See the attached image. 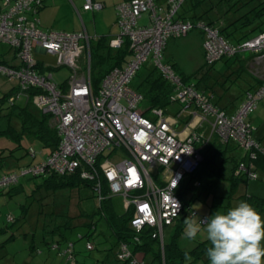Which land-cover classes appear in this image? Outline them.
Returning a JSON list of instances; mask_svg holds the SVG:
<instances>
[{
	"label": "built area",
	"instance_id": "2783aa9c",
	"mask_svg": "<svg viewBox=\"0 0 264 264\" xmlns=\"http://www.w3.org/2000/svg\"><path fill=\"white\" fill-rule=\"evenodd\" d=\"M184 1L167 0L159 5L155 0H125L116 7L118 30L108 45L117 50L127 40L130 53L120 68L104 74L97 89L91 82L90 37L85 31L40 29L34 19H28L42 7L40 0L0 1V43L20 60L18 66L0 64V75L18 83V93L10 103L19 97L26 102L30 99L36 111L56 121L60 138L58 147L42 162L0 175V189L26 176L78 174L81 180L91 183L98 201L122 197L125 211L132 212L129 227L133 241H138V234L148 228L152 239L163 248L165 228L171 227L183 212L176 189L198 170L203 150L214 134L221 143L236 145L249 161L255 160L258 153L264 155V145L256 141L255 127L248 121L249 113L264 97V86L247 94L235 112L226 114L209 104L192 84H184L171 64L164 62L168 41L184 38L193 30L201 32L207 64L239 53L252 54L261 62L264 32L243 43L229 44L215 29L181 19ZM82 8L98 12L103 5L84 0ZM143 15L148 17L146 24L140 23ZM40 55L54 57L53 67L39 60ZM148 61L173 86L174 102L182 105L175 116L159 109L145 115L143 96L131 87L133 78ZM60 68H67L70 75L57 84L52 70ZM179 126L181 131H177ZM30 153L35 156L32 150ZM234 174L250 181L258 179L252 162L239 164ZM174 200L179 203L177 214ZM190 215L196 213L191 210ZM92 248L91 241H87L86 249ZM116 257L132 264L138 262L127 243L119 244Z\"/></svg>",
	"mask_w": 264,
	"mask_h": 264
},
{
	"label": "trees",
	"instance_id": "16d2710c",
	"mask_svg": "<svg viewBox=\"0 0 264 264\" xmlns=\"http://www.w3.org/2000/svg\"><path fill=\"white\" fill-rule=\"evenodd\" d=\"M41 8L38 9L37 12H39ZM219 8H221V10H219ZM219 13L220 15L215 17ZM263 15L264 0H185L181 7L179 17L189 20L194 24L200 23L213 28L224 41L236 45L264 32V20H261V16ZM31 16L33 15L31 14ZM248 28L249 30H247ZM109 39L104 37L92 39L90 37V77L94 89L99 87L104 74L115 67L120 68L130 53L127 40H124V44L121 48L113 50L108 45ZM244 55L245 54H236L232 57L222 58L220 62L224 59H226L225 62L230 59V64L223 74H220L217 70L218 62H214L213 64L204 62L203 65L190 75L182 72L174 61H169L170 63L167 62L171 64L174 73L184 84H192L197 92L207 97V102L209 104L229 114L241 105L247 94H251L264 86V77L261 78L255 74L262 69L264 70V60L258 62L255 60V56L249 53L247 59H244ZM143 67L133 78L131 87L143 96L145 115L154 109L163 110L167 113L168 108L176 104L173 99V86L150 64ZM243 74H246L248 78H242V76H244ZM240 78L243 79V84L245 86L243 88L240 86V94L226 101L225 96L229 87L237 83ZM135 79L136 82L134 81ZM17 93L18 89L15 88L13 94L15 95ZM14 103L15 102L11 103V106L17 107L16 110L18 113L16 117L20 122L21 132L24 133L28 139L39 140L45 150V155L48 156L58 147L60 142L55 124L52 121V116L35 111L38 113L37 116L33 110L29 108V106L33 108L30 99L26 102L27 106L24 107L15 105ZM6 116L7 115H5V117ZM14 132L12 127L8 124L7 129L0 130V136L14 137ZM15 148H21L20 144L16 145ZM28 153L31 155L30 151ZM202 156L203 161L198 170L193 175L184 178L176 189V195L183 204V212L170 227L171 233L167 241L164 239L163 248L160 246L159 241L152 239L151 231L148 228L138 234V241H133L134 233L129 227L131 210L120 213L112 207L111 198L105 197L99 201V206L96 211L89 214L83 211L75 218L67 216L64 217L62 221L60 220V216L50 212L48 214L50 219L49 217L44 219L45 226L42 229L44 231H56V227L58 228L61 226H64L66 229H71L72 220L74 224H78L75 222L76 220L81 221L79 224L84 225L88 229L85 236L88 238V241H91L93 244V250L95 246L96 248L99 246V242H96V239H94V235H96L95 232L98 230L96 228V223L98 226L100 221H104L109 233L108 236L116 240V245L107 249L108 254L105 259L102 261L95 260L96 263L94 264H110L112 261L116 264H132L130 261H119L117 259L116 250L118 249L116 248L120 243L129 244L133 256L135 252L143 253V258L141 261L137 260L138 262L136 264H186L184 260L185 252H188L192 257L190 264H196L200 259L204 260L207 264L209 260L206 255V250L211 246L210 241L199 242L190 250L182 249L179 246V240L184 235L186 228L184 219L188 217L193 219L198 216L197 212L191 209L192 202L196 200L207 204L208 199L211 198L208 208L213 209L216 207L221 212H226L229 208L236 206L233 204V201L237 204L242 201L248 202L262 217H264V198L249 194L247 191L240 194L239 187L241 184L248 186L250 182L244 177L234 174L239 164L252 162V165L257 171V181L264 183V155L258 153L256 154L255 160L249 161L247 154L242 153L236 145L232 143H221L214 134L203 150ZM31 157L34 158L35 156L31 155ZM11 160L19 162V159H14L12 154L8 157H2L0 155V175L8 173L3 171V168L5 164ZM21 165L23 164L20 162L19 167ZM30 165L32 164L23 165L22 167ZM220 181H225L229 186L228 194L225 197H217L215 192L216 185ZM195 182H198L199 186H194ZM27 185L30 187V192L36 194L42 190L53 194L65 189L72 191L79 190L86 186L92 187L91 183L81 180L78 174L65 176L53 174L46 177L26 176L20 178L16 185L14 184L7 187L9 191L4 192L2 195L7 194L13 196L15 194H21L25 192L24 186ZM213 186H215V190H213ZM27 196H31L34 200L38 201L34 194L28 193ZM235 196H237V198H235ZM41 203L40 205H42ZM191 210L196 213V216L190 215ZM38 212H40V209ZM95 216L97 217L94 221L93 219ZM201 217L205 220L207 219V217L200 215L198 216V222ZM8 218H11L8 222H13L14 219L12 215H7L6 219ZM84 218L86 220H84ZM50 224H52L53 227L51 226V228H49ZM202 225L203 224H201V226ZM62 241L64 240L56 241V249L59 248V244ZM72 249L73 243L66 242V251L64 253L69 254V256L74 259Z\"/></svg>",
	"mask_w": 264,
	"mask_h": 264
},
{
	"label": "rangeland",
	"instance_id": "374dc122",
	"mask_svg": "<svg viewBox=\"0 0 264 264\" xmlns=\"http://www.w3.org/2000/svg\"><path fill=\"white\" fill-rule=\"evenodd\" d=\"M54 1L57 2L58 0ZM219 10H221V8H219ZM180 13L181 10L179 15ZM54 15L56 19V21H54L56 26L53 29L65 32L72 31L68 24L71 21L72 16L67 11V9H62L60 7L56 8L54 9ZM219 15L220 13L215 17H218ZM147 20V15H143L140 23L146 24ZM261 20H264V15L261 16ZM247 30H249V28ZM199 35L201 39L202 50V35L198 30L191 31L187 38L184 37L181 39H170L165 47L166 49L164 50V62H172L174 59H177L181 67H179L175 61L174 62L182 72L185 74L194 73L195 70L201 66L202 62V57L201 54L198 53L197 41L195 39L199 37ZM243 54L244 53L241 55ZM247 55L248 53L244 55V59H247ZM14 56V53L10 51L6 45L0 43L1 64L8 66L20 65V60ZM37 58L48 64L49 67H53L55 63V58L50 55H40L37 56ZM225 60L226 59L217 63V70L220 74L226 72L227 67L230 64V59L227 60L228 62H225ZM149 64L150 62L148 61L145 66ZM52 72L54 75L53 80L57 84L65 82L70 75V72L67 68H60L57 70L54 69ZM255 74L263 78L264 70L262 69L260 72L258 71ZM242 78L246 79L248 77L245 74L242 76ZM242 78L238 79L237 83H234V85L229 87L225 96L226 101L229 98H234L240 94V86H242V88L245 86L243 84L244 82ZM134 81L136 82V79ZM17 86L18 83L16 80H9L6 77L0 75V130L7 129L9 124V126H11L15 131L14 137H7L4 135L0 136V155L2 157H8L10 154H12L14 159H19V162L13 160L8 161L3 168V171L5 172H18L20 167L22 168L23 165L40 163L46 157L45 150L42 147L40 141L36 139H28L27 136L21 132L22 129L20 122L16 117V114L18 113L16 110L17 107L11 106L10 103V98H14L13 92ZM14 102L15 105H20L22 107L27 106L26 100L22 97H19ZM142 107L144 109V105ZM29 108H31L36 115L38 114L35 112L36 109L34 107L32 108L29 106ZM181 109L182 105L176 103L168 108L167 113L175 116L176 112ZM8 112L10 113V116ZM5 115L7 116L5 117ZM249 117L252 124L257 128L255 136L259 138V142L264 145V97L257 104V108L250 113ZM52 121L54 124H56L54 119ZM181 130L182 126H179L177 131ZM18 144H20L21 148L16 149L15 147ZM31 150L35 152L34 158H32L28 153ZM20 162L23 165L19 167ZM24 187L25 192L21 194H15L13 196H9L7 194L2 195L4 192L9 191L7 190L9 188L0 189V264H94L96 263L95 260L102 261L105 259L106 255L108 254L107 249L113 245H116V240L113 237L108 236L109 233L104 221H100L98 226L96 223V228L98 230L95 232L96 235H94V239H96V242H99V246L96 248L94 245V249L90 251L86 249V242L88 241V238L85 236V234L88 229L84 225L79 224L81 221L76 220L75 222L78 224H74L72 220L71 229H66L64 226L58 228L56 227V231H44L42 229L45 226L44 219L49 217L48 214L50 212H53L55 215L57 214L60 216V220H62L67 216L71 218L78 217L79 213L83 211H86L87 214L96 211L99 206V201L91 189L92 187L86 186L79 190L72 191L65 189L57 191L53 194H50L44 190L36 194L30 192V187L28 185ZM212 188L215 190V186ZM228 190V184L225 181H220L216 185L215 192L217 197H225L228 194ZM244 191H247L249 194L264 198V183L251 181L248 186L241 184L239 187V193H244ZM28 193L34 194L38 201L34 200V198L31 196L28 197ZM237 196H235V198H237ZM210 199L211 198L208 199L207 204L194 200L191 204V209H194L198 216L202 215L210 218L215 212H218L219 210L216 207L213 209L208 208ZM40 203L42 205H40ZM111 204L114 210L120 213L125 211L122 204V197L118 195L112 197ZM233 204L237 205V203H234V201ZM39 209L40 212H38ZM9 214L13 216V222L7 221L6 218ZM198 216L193 218L197 222ZM96 217L97 216H95L93 219L94 221L96 220ZM84 220L86 219L84 218ZM51 226L52 224H50L49 228H51ZM205 228V225L201 226V231L197 234V238L195 240H188L183 235L179 240L180 248L190 250L199 242L209 241L206 236ZM170 233L171 228H165L164 239L166 241L168 240ZM61 240L64 241L60 242L59 248L56 249V241ZM65 241L73 243L72 253L74 255V259H70L69 254L64 253L66 251ZM116 249H118V247ZM134 258H136L138 261H141L143 258V253L135 252ZM110 264L116 263L112 261ZM196 264L206 263L204 260L200 259L196 262ZM207 264H210V261Z\"/></svg>",
	"mask_w": 264,
	"mask_h": 264
},
{
	"label": "clouds",
	"instance_id": "9594fccd",
	"mask_svg": "<svg viewBox=\"0 0 264 264\" xmlns=\"http://www.w3.org/2000/svg\"><path fill=\"white\" fill-rule=\"evenodd\" d=\"M175 204L177 214L179 203ZM184 223L188 240L197 238L201 224L206 226L210 264H264V217L248 202H239L226 212H215L199 222L188 217ZM184 260L186 264L192 261L188 252L184 253Z\"/></svg>",
	"mask_w": 264,
	"mask_h": 264
},
{
	"label": "crops",
	"instance_id": "0c3cea01",
	"mask_svg": "<svg viewBox=\"0 0 264 264\" xmlns=\"http://www.w3.org/2000/svg\"><path fill=\"white\" fill-rule=\"evenodd\" d=\"M40 1L43 4L41 10L33 16H28V19H34V22H36L40 29L59 31L53 28L56 26L54 22L56 21L54 9L60 7L62 9H67V11L72 16L71 21L68 23L72 31H68V33H79L85 31L92 39H98L102 37L109 39L115 36L118 30L116 27V7L122 4L125 0H95L96 2H99L103 5V8L98 12L84 11L82 8L84 0H58L57 2L54 0ZM166 1L167 0H157L155 3L159 5H165ZM187 36L185 38H187ZM195 39L197 41L198 53L201 54L202 57L201 65H203L204 58L203 52L201 50L200 35ZM174 61L179 67H181L177 59H174ZM218 212H220V210H218Z\"/></svg>",
	"mask_w": 264,
	"mask_h": 264
},
{
	"label": "bare ground",
	"instance_id": "6f19581e",
	"mask_svg": "<svg viewBox=\"0 0 264 264\" xmlns=\"http://www.w3.org/2000/svg\"><path fill=\"white\" fill-rule=\"evenodd\" d=\"M229 44H230V43H229ZM232 45H233V44H232ZM202 50H203V49H202ZM239 54H242V53H239ZM244 54H247V53H244ZM203 56H204V52H203ZM220 60H221V59H220ZM220 60H218V61H216V62H220ZM204 62H205V61H204ZM261 100H262V99H261ZM256 108H257V107H256ZM256 108H255V109H256ZM236 109H237V108H236ZM236 109H235L233 112H235ZM255 109H254V110H255ZM233 112H232V113H233ZM251 112H252V111H251ZM251 112H250V113H251ZM232 113H229V114H232ZM250 113H249V115H248V121L252 124V122L250 121V117H249V116H250ZM226 114H227V113H226ZM252 125H253V124H252ZM253 126H254V125H253ZM254 127H255V126H254ZM256 132H257V128L255 127L254 138L256 139V141L259 142V138H257V137L255 136ZM248 181L251 182L250 180H248Z\"/></svg>",
	"mask_w": 264,
	"mask_h": 264
}]
</instances>
